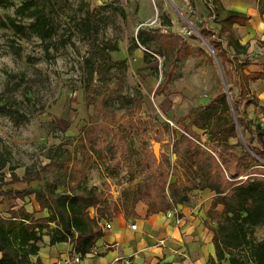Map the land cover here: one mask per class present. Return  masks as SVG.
Listing matches in <instances>:
<instances>
[{"label":"rangeland","instance_id":"374dc122","mask_svg":"<svg viewBox=\"0 0 264 264\" xmlns=\"http://www.w3.org/2000/svg\"><path fill=\"white\" fill-rule=\"evenodd\" d=\"M24 1L27 0L18 1L12 7H0V20L13 18L17 24L28 27L33 20L25 17L27 11L17 13ZM240 1L252 12L264 11V0ZM36 4L53 20L52 38L41 40L30 29L20 32L0 26V161L7 163L2 173L6 175V181L10 180L12 167L21 179L27 172L32 177L38 175L40 180L30 186L55 185L60 193L97 187L102 194L103 206H108L107 212L114 213V208L118 207L127 219V225L137 224L136 232H144L137 216L131 217V210L125 211L124 196L136 191L149 171L146 151H152L158 144L154 139L155 132L164 140L159 143V157L162 155L174 164L170 133L161 127L154 132L141 128L126 140L125 145L131 152L130 161L119 167L100 151H93L91 161L82 167L79 138L86 128L106 121L98 110V100L102 98L115 112L117 122L123 124L128 120V99L140 94L143 102L135 120L158 118L181 135L189 123L182 118L191 110L206 106L215 94L225 90L223 77L228 91L231 90L230 96L238 95L234 80L225 73L231 66L226 64V71H223L217 51L210 45L208 37L201 34L209 10L202 0H36ZM88 11L95 15L97 43L100 48L109 50L112 59H99L103 69L101 75L95 76V102H89L85 96L88 83L85 61L90 57V51L89 41L78 26L80 18ZM156 29L176 35L192 52L190 57L178 63L171 84L161 94L156 91L174 60L172 51L159 41H150L145 46L139 44V48L135 45L140 30ZM209 29L218 31L219 27L210 22ZM246 29L245 32L236 29L241 40L247 36L245 33L252 32L249 26ZM145 52L158 54L148 63ZM249 59L250 63L255 60L250 56ZM105 84H109L111 90H118L120 95L110 94L102 87ZM250 94L260 98L259 105L242 106V110H246L253 126H259L264 132V83H251ZM195 132L209 147L216 145L204 131L195 129ZM238 141L247 147L249 135H243L238 129V139L231 143ZM251 146L259 148L260 145L253 141ZM177 167V174L170 182L178 179L186 183L183 169L179 164ZM81 170L86 177L77 184L70 174ZM27 187L26 182L12 185L17 192ZM214 196L200 191L191 193L190 208L195 205L198 209L196 217L207 230L205 221ZM24 203L0 198V209L5 212L14 204L21 206ZM26 203L30 212L39 209L34 197ZM138 204L145 205L143 202L136 204V215ZM91 214L95 215L92 210ZM42 216L44 214L37 215ZM165 217L169 219L167 214ZM112 221L113 218L108 222ZM252 237L256 241L264 239V230L255 231ZM199 247L203 248V254L207 253L206 245ZM174 261L176 264L203 263L198 249L187 245L182 254H176Z\"/></svg>","mask_w":264,"mask_h":264},{"label":"trees","instance_id":"16d2710c","mask_svg":"<svg viewBox=\"0 0 264 264\" xmlns=\"http://www.w3.org/2000/svg\"><path fill=\"white\" fill-rule=\"evenodd\" d=\"M18 1L22 0H0V7H12ZM202 1L209 14L201 34L208 37L210 45L217 51L223 71H226V64L231 66L225 73H229L231 80H234L238 95L231 94L229 101L226 90H222L206 106L191 110L182 118L183 121L189 120V123L184 126L181 135L158 118L155 121L135 120L143 102L140 94L128 99V120L123 124L117 122L115 112L108 108L106 100L102 98L98 100V110L106 121L83 131L79 138L80 164L86 166L92 159V152L100 151L119 167L121 163L130 161L131 152L125 144L132 134L141 128L153 132L164 128L171 136L175 162L172 164L162 155L157 157L154 146L152 151H146L149 171L136 191L125 194V211L131 210V217H136L135 206L143 202L148 207V219L153 215L175 212L180 205L190 204L193 192L209 191L215 196L205 221L213 233L214 247V255L209 258L208 264H264V239L256 241L252 237L255 231L264 230V132L259 126L254 127L246 110H242V106L259 105V98L250 94V84L257 81L264 83V71L248 73L249 46L242 44L235 28L245 27L251 17L227 10L221 0ZM24 12L27 19L33 20L28 27L17 24L13 18L0 20V26H9L20 32L30 29L41 40L52 38L53 20L44 8L36 4V0L22 2L17 13ZM261 13L264 14V11ZM210 22L215 23L219 30L209 29ZM78 26L89 41L90 57L85 61L88 80L85 96L89 102H95V76L101 75L103 69L99 59H112L109 50L100 48L97 43L98 28L93 12L88 11L80 18ZM138 39L135 44L137 48L139 44L145 46L150 41H159L172 51L174 60L156 91L161 94L171 84L178 63L192 55L191 49L185 41L179 42L176 35L164 33L161 29L140 30ZM155 54L158 53L145 52V60L148 63L153 61ZM200 54L204 55L202 51ZM102 87L113 96L120 95L118 90H111L109 84ZM195 129L204 131L210 142L216 145L209 147ZM238 129L243 135H249L247 147L239 141L231 143V140L238 139ZM155 135L158 144L164 141L156 132ZM253 141L258 142L259 148L251 146ZM6 164L0 161V198L25 203L21 206L14 204L5 212L0 209V264H42L40 259L34 263L32 257L38 256L45 246V236L50 237V246L71 243L74 252L85 258L104 236L102 222H108L119 213L118 207L114 208V213L107 212L108 206H103L102 194L97 187L74 189L69 193L58 192L55 185L34 188L30 185L39 181L40 177H32L27 172L25 178L21 179L13 167L10 168V180L6 181V175L2 173ZM177 164L183 169L186 183L178 179L170 182L171 177L177 174ZM70 177L78 184L86 175L81 170L72 172ZM21 182H26L28 187L18 192L12 188V185ZM31 197L39 206L38 210L32 212L26 207V200ZM91 210L96 211L94 217ZM38 214H44V217H37Z\"/></svg>","mask_w":264,"mask_h":264},{"label":"crops","instance_id":"0c3cea01","mask_svg":"<svg viewBox=\"0 0 264 264\" xmlns=\"http://www.w3.org/2000/svg\"><path fill=\"white\" fill-rule=\"evenodd\" d=\"M238 1L221 0L227 10L238 11L251 17L245 27L235 26V28L240 31L244 29L245 32L246 28L250 27L252 32L245 33L247 36L241 40L242 44L249 46V56L255 59L250 63L248 73L263 72L264 14L261 11L260 13L252 12L245 3ZM136 210V219L144 227V232L131 230V225H127V219L119 212L113 218L112 229L105 230L103 227V238L79 264H124L120 259L129 260L130 264H158L161 262L176 264L174 261L176 254H182L186 250V245L198 249V256L203 263H207L209 258L214 255L213 233L201 225L199 218L196 217L198 209L195 205H192L191 208L189 204L180 205L169 219L165 217L166 214L153 215L147 219L148 209L143 204H138ZM92 211L96 215V211ZM94 216L92 215V217ZM102 225H104L103 222ZM44 243L45 246L39 255L32 257L34 263L38 259L42 264L63 263L72 259L76 254L71 243L50 246L49 236L44 237ZM200 245H206V254H203L204 250L199 247Z\"/></svg>","mask_w":264,"mask_h":264},{"label":"built area","instance_id":"2783aa9c","mask_svg":"<svg viewBox=\"0 0 264 264\" xmlns=\"http://www.w3.org/2000/svg\"><path fill=\"white\" fill-rule=\"evenodd\" d=\"M174 212H169L167 215L169 218L172 217ZM103 227L105 228V230H111L112 229V224L111 222H103ZM131 230L136 231L137 230V224H133L131 225ZM83 257L81 255L75 254L74 257L72 259L66 260L63 263H57V264H79L81 263ZM124 264H130L129 260H122L120 259Z\"/></svg>","mask_w":264,"mask_h":264},{"label":"water","instance_id":"95a60500","mask_svg":"<svg viewBox=\"0 0 264 264\" xmlns=\"http://www.w3.org/2000/svg\"><path fill=\"white\" fill-rule=\"evenodd\" d=\"M220 66V64H219ZM223 83H224V86H225V90H226V94L228 96V99L229 101H231V97H230V93L228 91V88H227V84L225 82V78L223 77ZM159 147H160V144H156L155 147H154V153L157 157H159Z\"/></svg>","mask_w":264,"mask_h":264}]
</instances>
